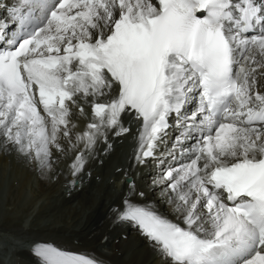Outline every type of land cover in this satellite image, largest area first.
I'll return each instance as SVG.
<instances>
[{"label":"snow or ice","instance_id":"obj_1","mask_svg":"<svg viewBox=\"0 0 264 264\" xmlns=\"http://www.w3.org/2000/svg\"><path fill=\"white\" fill-rule=\"evenodd\" d=\"M3 11L0 39L18 31L0 44V143L50 167L72 107L83 113L91 98L94 120L76 140L89 149L106 129L127 133V115L142 121L143 159L183 114L200 135L165 178L185 226L131 199L116 221L138 226L168 264H264V0H9ZM84 164L81 152L74 174ZM31 251L37 264H100L47 242Z\"/></svg>","mask_w":264,"mask_h":264},{"label":"bare ground","instance_id":"obj_2","mask_svg":"<svg viewBox=\"0 0 264 264\" xmlns=\"http://www.w3.org/2000/svg\"><path fill=\"white\" fill-rule=\"evenodd\" d=\"M154 2H155V0H154ZM260 83H264V81H260L258 83L257 88H258L259 91L264 90V87H260L259 86ZM105 99H103L102 102H104ZM75 108H76V106H74L72 108V110H73V112H72L73 117H71V123L73 125H75V127H72L73 128V130H72L73 131V134H72L71 142L69 144V145H73L70 148V151L73 152L74 154L77 152V150H80L81 149L80 147L82 145L85 146V144H84L83 141H77L76 140V134L77 133H83L84 132L83 131L84 122H83V116H82V114L79 113L77 111V109L74 110ZM122 118H123L122 121L124 123H130L132 125L131 126L132 128H131V130L129 132V135L127 136V140H128L131 135H134L135 134V129L137 127H141L142 121L141 120L134 119V118H132L130 116H127V115H126V117H123V115H122ZM197 132H198L197 134L200 135V129H198ZM107 144H109V142H105L104 145H103V147L106 146ZM179 149H183V148H179ZM99 150H100V154L97 157L98 158L100 157V159H101L105 155H103L104 153H103V148L102 147H100ZM189 151L191 153L188 155V157L192 155L193 150H189ZM138 152H139V145H138V148L136 149V151H134V154H133V159L135 161H136V156H137V153ZM13 153H14L15 156L19 154L18 152H13ZM164 153H166L165 150H163L162 153H160V152H157V150L155 149V154H154V156H152V158L155 159L156 161H158L159 168L161 166H165L166 168H162V169H165V171H168L169 169L172 170V169L179 168V166L181 164H183V162L186 161V159H182V157H186V155L184 153L183 154H180V153L179 154H175L174 155V161H171L170 159H168V161L160 160L159 158L162 157V156H164ZM166 154H168V153H166ZM72 156H74V155L73 154H70L69 157H72ZM97 157L95 158L94 161H92V162L90 161L91 163L88 162V163H90V164H88L89 167H90V169H91V170L88 171L90 174H92V173L94 174V171L95 170H92V167L95 166L97 163H99V160H97L98 159ZM12 159L15 161V157L13 158L12 156H7L3 152H0V198H3L4 197L3 191L5 192V190H9L7 188L6 178H8V177L5 174V169L8 167V164H9V162H11ZM141 160L142 159H138V161H141ZM16 170L21 171L20 170V166H17V165L15 166V163H13V166L11 168V173H12V171L14 172L13 173L14 177H17V174H18V172L15 173ZM135 171H136L135 168H132V169L130 168L129 171L127 172L128 173L127 175L136 176ZM21 173L25 175V173H23L22 171H21ZM65 173H66V175L68 174L67 172H65ZM140 173L141 172H139V174ZM148 174H149L148 172H145L143 174V177H145V179H147V177L149 176ZM43 175H44V178L43 179L40 178V181H42V185L43 186H40L39 185V188H37V196L35 197V199H33V197H31V198L29 197L28 198L29 193L28 192H25V191H24V196H22V195L20 196L21 199L26 200V201H27V199H29L28 202L29 203H32L28 207V211H29V209L31 207H33V205L35 204L36 200H38L41 197H43V198L44 197L45 198L48 197L47 196V193H46L47 190L48 191H51V190L57 191V190L60 189V187H62V185L65 182V179L64 178L59 177L58 179H55L53 181V183L49 184V180H48V169H46V168H44L42 170V175L41 176H43ZM68 175H69L70 178H72V177L78 178L79 179V182H80V186H79L80 188L78 186L76 187V185L74 184L73 185V189L71 188V190L69 191L72 194L71 195V198L73 200H75L76 198L84 195L85 189H83V188H85L86 185H87L85 183H87L88 176L84 173V171H81V170L79 172H75V174H74L73 168H71V171L69 172ZM125 175H126V172H124V171H118V172H116V177L119 179L118 180V183L119 184L122 183V181L124 180ZM156 176H158V175H156ZM26 177H28L26 181L28 183L27 186H29V181H30V178L32 176L27 173V176ZM22 180H23V178L22 179L20 178V181H19V186L21 187L20 189H22V188H26L27 189V186L26 187H23V186H25V184H23V186H22V184H21V181ZM143 183L144 182H142V184ZM168 183H169V181L166 184H168ZM128 187L129 186L126 183H124V189H126ZM157 188H160V186H158V184H156V187H152V186L146 187V193L149 195L148 196L149 197L148 199H150V200H156L155 195H157V196L164 195V191L163 192L160 191L159 193H155L154 190L157 189ZM20 189H18V191ZM151 189H152V192H151ZM39 190H41V191H39ZM158 191H159V189H158ZM19 192L22 193V191H19ZM12 195H13V193H12ZM109 197H110V195H108L105 198V200L110 199ZM15 198H17V196ZM158 198H159L158 201H160V198L162 200L163 197H158ZM10 199L12 200L11 202H13V203L15 202L14 201V198L13 199L12 198H9L8 200H10ZM105 200H102V203H103V205L106 206L107 203H106ZM96 202H97V197H94L91 200H89V202L85 203V207L84 206L83 207H84V209L90 210V209L93 208V206L96 204ZM133 202L134 203L141 204V205L145 204V202L143 203V202H141L138 199H136V200L134 199ZM121 205H123V203ZM121 205H119L120 209H118V210H121L123 208V206L121 207ZM172 205L173 204L172 203H169V201H168V203L164 204L163 207H164V209H169V208L172 207ZM113 207H116V206H113ZM118 210H110V212H108L109 216H107L104 219V221H103V225L100 226V227H98L95 231H92V232H91V227L92 226L95 227V224H97V221H93V217H92V215L90 213L86 215V212L84 213L82 211L83 214H85V220L82 221V220H79L81 217L84 216V215H82V212L81 211H79V212L78 211H75V213H73V216H72L73 217V220L71 222H69L70 228L71 227L75 228V226H80L81 229H79L78 231L76 230V232L74 233V235L75 234H78L80 236L83 235L82 237L79 238V240L86 241L89 245H91V243H90L91 242V238H92V241H93V235L96 233L97 240L95 242L93 241V243L94 244H97L98 243V245H100V246H107L108 250L106 252H110V251L113 252L111 256H109L107 254L105 255V254H103L101 252H98L97 250H94L95 248L92 249V248H88V247H84V246H78V245H74V243H72L71 245H68L64 241L56 240L58 237L57 238L56 237H53V236H55V234H50V236H48L45 233H42L43 231H38L39 232L38 234L35 231L25 232L24 234H26V235L20 236V237H17L16 239H14L15 233H18L21 229L18 230V231H15V230L12 231V230H10L13 233L11 235V239L12 240H18V241L19 240H22V241H20L22 243V245H20L17 248V250L18 251L26 250L25 251V254H28L29 253L28 251H30V253L32 255H34V253L31 251L34 242H47V243H52L53 245L61 248L62 250H67V251H70V252H73V253H78V254H86V255H89L91 257H94V258H96L100 262V264H148V262L150 260H153L154 261V259L157 257V255L159 254V252L156 249H155L156 250V252H155L154 251V248L153 247H150L149 244H151V243L149 242V240L147 239V237L142 234V232H141V230L139 229L138 226H136L133 223H129V222H118V224H115V222H116V212ZM28 211H25L23 213L26 214ZM100 221H102V220H100ZM171 221L180 224L178 221H174V220H171ZM180 226L181 227H184L183 224H180ZM70 228H67L65 230H68ZM5 230H7V229H5ZM4 234L6 235V237L10 238L9 234H6V233H4ZM51 235H53V236H51ZM138 235L141 236L140 238H143L144 244H141L140 241H137L134 238V236H135L137 239H139L138 238ZM112 236H113V238H112ZM54 238H56V239H54ZM49 240H53V241H55V243L54 242H51ZM140 244H141V246H139ZM26 246H31V249H27ZM157 262L158 261L156 260V261L153 262V264H161L162 262H164V263L166 262L167 263V261H164L161 258H160L159 262L158 263Z\"/></svg>","mask_w":264,"mask_h":264},{"label":"rangeland","instance_id":"obj_3","mask_svg":"<svg viewBox=\"0 0 264 264\" xmlns=\"http://www.w3.org/2000/svg\"><path fill=\"white\" fill-rule=\"evenodd\" d=\"M72 130H73V128L71 129V138H72V134H73ZM62 136H64V135H62V133H60V135L58 136V141H59V139ZM0 139H2V138H0ZM70 142H71V139L69 141H67V144H68L67 146L69 148L67 147L66 150L65 149H59L58 150L56 147L53 150H51L52 151L51 166L50 167H46V169H48L49 184L53 183V181L55 179H58L59 177L64 178L65 182L67 180H72V182L75 181L74 178H76V177L70 178L69 175L67 176L65 173L62 172V171H64L66 169V167H67V170H69L71 168L70 166L66 165L65 168H64L65 162H63V160H59L60 162H54L56 160L58 161V158L63 159V157H65V155H67V153L71 152L69 150H70V148L73 145H69ZM109 146H111V144ZM126 147H127V144L123 143V145L120 148H118L119 150L115 149L114 151H112L109 154L108 159L105 162H103L102 165H100L101 166V170H100V174L101 175L99 176L100 179L97 178V179H95L96 181H94L90 177L89 181L87 180L88 182H87L86 188L88 190V195L86 197H84V196L79 197L80 199L84 200L85 202L77 200L75 202L74 206H72L70 208V210H68V209L62 210L63 212L58 214L57 216H53V217H50V218H48V217L44 218V217H39V214L42 211V209L44 208V206H42V205H45V203L46 204L48 203V201H49L48 197L47 198L41 197L38 200H36V202L33 205V207H31L33 209L30 208L31 211H28V207L30 206V204H32V203L28 202L29 199H27V201H26V200L21 199V197H20L21 195L24 196V191H25V192L29 193L28 198L29 197L30 198L33 197V199H35V197L37 196V188H39V185L43 186L42 185V181H40V178L41 179L44 178V175L41 176L42 175V170L44 168L42 169L40 167V165H39V163L37 162L36 159L31 158L29 156H26V155L20 153L19 151L16 150V148L14 146H11V145L6 144V143H0V152H3L7 156H12L13 158L15 157V161L12 159L11 162H9L8 167L5 169V174L8 177V178H6L7 188L9 190H5V192L3 191L4 197L0 198V227H3V228L13 227L12 229H14L15 231H18L21 228H19V227L15 228V226H20L21 225L22 228L28 230V232L35 231L38 234L39 233L38 231H43L42 233H45L48 236H50V234H55V233H53V231H59L60 230L61 231V235L55 234V236H54L56 238L58 236H60V238L58 237L57 239L56 238H54V239L59 240V241H64L65 240L67 242V244L70 245L72 243L73 239H76V238L79 239L80 237L83 236V235L80 236L78 234L74 235L76 230L78 231L79 229H81L80 226H75V228H73V227L70 228V226H69V222H71L73 220V217H72L73 213H75V211H81V212L83 211L84 213L87 212L88 209H84L85 203L89 202V200H91L95 196L99 197L98 202L102 201L104 199V197L106 196V194L109 191L110 192L112 191V189H111V187L109 185H107V186H106V184L104 185V182H102V178L112 171V158L114 156L119 154L120 158L124 159L125 152H120V151H125ZM80 148H84V145H82ZM13 152H18L19 154L15 156ZM69 156H70V154H69ZM188 162H186L184 164H187ZM13 163H15V166L16 165L20 166V170L23 173H25V175L22 174L21 171L16 170L15 173L18 172V174H17V177H14V175H13L14 172L12 171V173H11V168L13 166ZM72 164L73 163H71V165ZM150 167H153V173L150 176V179H148V180L150 181L151 185H155V184L161 182V178L165 176V174H162V173L165 172V170H160V169L157 170V163L154 160H152L149 163L148 168H150ZM57 168H61V171H57ZM160 168H166V167L165 166H161ZM89 170H91V169H89ZM155 170H157V172H155ZM81 171H84V170L82 169ZM77 172H79V171H77ZM27 173L32 176L30 178V181H29V186H27L28 183L26 181L27 178L29 177V176L26 177ZM156 175H158V176H156ZM20 178L21 179L23 178V180L21 181L22 186H23V184H25V186H23V187L27 186V189L26 188H22L23 190L20 189L21 188L19 186ZM64 184L56 192L59 193L60 190L63 188ZM73 185H74V183L70 184V188L73 189ZM143 185H144V183H143ZM18 189H20L19 191H22V193H20L18 191ZM158 189H155V192H159V191L162 190V189H159V191H158ZM39 191H41V190H39ZM134 191H135V193L137 192V190H134ZM167 191L168 190H166L165 192L168 193ZM12 193H13V195H12ZM16 196H17V198H15ZM9 198H12V199L14 198L15 202L14 203L11 202L12 200L11 199L8 200ZM129 198H130V195L127 196V199H129ZM136 198L139 199L137 194H136ZM122 201H123V198L120 195H118V196L115 197V199L113 201H110L106 206L103 205L102 202H99L95 206V208L93 207L92 210L89 211L88 213H90L92 215L93 221H97V224H95V227L94 226L91 227V232L95 231L98 227L102 226L104 219L107 216H109L108 212H110V210H114L113 208H116L117 204L121 203ZM82 203H83V205L81 206ZM59 204H60L59 208L62 205H64V202L61 200V198L59 199ZM80 206L82 207V209L78 210L80 208ZM113 206H116V207H113ZM174 209H175V206L167 209L168 211H170V213L167 214V215L171 216L172 219H174V218L178 219V216H175V215H178L180 213H178ZM167 210H165V212H167ZM25 211H28V212L25 214V213H23ZM83 212H82V215H85V214H83ZM88 213H86V215ZM24 216H28L29 219L27 221H24L25 224L22 225V220H23ZM100 220H102V221H100ZM67 228H70V229L65 230ZM12 229H10V230H12ZM24 229H21V230H24ZM14 230H12V231H14ZM47 231H50V232H47ZM61 237L64 240L61 239ZM96 240H97V238H96V233H95L93 235V241L95 242ZM93 241H92V238H91V242H90L91 245H89L87 242L84 245H79V244H82V241L74 240L75 244L78 245V246H84V247H88V248H92V249L95 248L94 250H96V248H97L98 251L101 252L100 249H99L100 245L98 246V243L94 244ZM101 253H103V252H101ZM103 254H105V253H103ZM5 255H6V249H0V264H5V262H3ZM20 255L22 257H24L25 254H20ZM107 255L111 256L112 254H107ZM8 262L11 263V264L16 263V259L14 257H11V258H9Z\"/></svg>","mask_w":264,"mask_h":264}]
</instances>
